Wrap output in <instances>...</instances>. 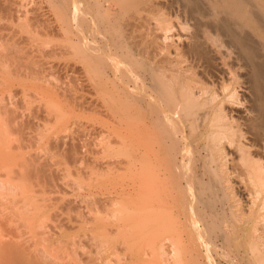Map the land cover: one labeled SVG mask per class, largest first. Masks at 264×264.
Listing matches in <instances>:
<instances>
[{"label":"bare ground","instance_id":"obj_1","mask_svg":"<svg viewBox=\"0 0 264 264\" xmlns=\"http://www.w3.org/2000/svg\"><path fill=\"white\" fill-rule=\"evenodd\" d=\"M44 1L69 29L74 111L133 132L119 139L132 138L121 159L133 207L116 211L133 219L136 253L185 264L195 249L223 256L214 264H264V0ZM0 114L11 118L1 105ZM119 149L106 172L120 173Z\"/></svg>","mask_w":264,"mask_h":264},{"label":"rangeland","instance_id":"obj_2","mask_svg":"<svg viewBox=\"0 0 264 264\" xmlns=\"http://www.w3.org/2000/svg\"><path fill=\"white\" fill-rule=\"evenodd\" d=\"M1 6L0 105L11 118L7 117V124L5 120L0 121V264H8L9 260L11 264L16 259V264L28 261L31 264H154L153 260L163 256L166 262L169 260L167 264H172L171 255V258L169 255H138L130 245L134 242L135 230L133 219L129 221L131 216L128 215L133 207L131 186L134 183L132 171L131 175L128 173L130 169L126 168L122 174L127 157L121 158H124L123 143L129 144L132 138L128 141V130L117 128L120 134L116 136V129L102 126L90 112L74 111L70 81L73 56L68 54L71 49V42L67 40L68 26L53 18L44 0H0ZM5 7H9L10 12ZM18 14L27 19L20 20ZM25 23L32 25L31 29L26 28ZM60 26L66 28L65 35ZM65 93L71 99L68 100ZM57 115L61 119L57 120ZM1 117L0 114V120ZM124 131L127 135L122 137L127 139L119 145ZM108 132L118 142L108 144L105 141ZM110 134L112 139L108 137L113 140ZM105 147L116 155L118 149L123 148L119 149L122 152L118 156L121 174L113 171L115 168L106 172L108 164L117 158L113 154L109 159L106 151L108 156L104 157L109 160L102 157ZM102 162L105 166H98ZM99 167H103V171ZM113 198L117 201L114 205ZM122 205L128 206L129 213L124 216L128 220L123 217L127 212L120 214ZM119 206L122 209L117 212ZM96 214L101 221H92ZM193 251L190 254L195 264H206L209 256L211 263L225 262L223 256L218 257L214 252L204 256ZM193 254L196 257L193 258ZM181 256V260L187 257V263L182 261L185 264H194L190 262V255Z\"/></svg>","mask_w":264,"mask_h":264}]
</instances>
